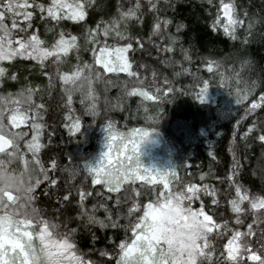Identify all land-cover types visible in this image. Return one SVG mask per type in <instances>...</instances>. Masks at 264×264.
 <instances>
[{"label": "snow or ice", "instance_id": "obj_1", "mask_svg": "<svg viewBox=\"0 0 264 264\" xmlns=\"http://www.w3.org/2000/svg\"><path fill=\"white\" fill-rule=\"evenodd\" d=\"M207 4L205 10L212 17L209 27L240 40L241 48L231 56L202 58L204 62L197 72L191 73L194 81H200L194 85L198 88L195 99L207 100L210 80L218 77L219 85L228 89L237 105L247 102L245 115L255 114L258 109H264V77L252 78L255 62L242 49L253 38L257 24H264V15L250 13L239 0H207ZM174 6L173 0L147 2V8L154 14L152 32L159 37V42H152L158 54L171 51L180 39L168 30L173 20L167 9ZM99 7L98 0H0V84L8 72L4 61L31 58L43 68L51 60L56 65L63 93V127L73 137L81 134L84 126L83 116L74 106L76 94L83 112L95 122L94 118L102 111L123 108L125 99L133 94L159 101L173 92L167 78L163 82L167 86L155 85V69L151 72L155 94L144 87L146 77L134 69L136 61L130 58V51L134 57L144 45L123 42L126 38L141 40L132 37L126 27L132 18L143 20L141 0L126 6L117 0L115 13L107 19L101 17L91 26L86 17ZM34 16L43 23L44 32L39 23H34ZM67 22H76L78 29H84L79 35L85 47L90 48L91 63L81 62L78 33L65 27ZM184 27L183 22H177V31ZM238 29H243V35L238 36ZM73 51L77 62L70 70L62 71L61 63ZM182 51L190 60L187 49ZM162 62L181 63L171 57H165ZM199 67L212 75L208 79L200 78ZM136 68L144 69L145 65L136 64ZM180 71L190 69L181 66ZM44 75L49 77L51 86L53 75L49 72ZM9 78L16 79V73L12 72ZM98 82L103 83L105 93L112 87L119 89L114 97L103 96L104 109L100 107ZM34 93L30 85L15 92H0V264H98L78 247L77 228L44 214L37 204L40 193L54 197L62 206L74 202L76 216L80 218L77 227L82 225L89 231L90 225L123 229V238L108 237L114 244L112 250H100L101 256L111 258V264H264V187L253 191L239 180L242 165L235 152L223 201L217 187L208 183L188 181L174 189L172 181L177 180L179 166L146 167L139 157L140 142L157 129L133 127L125 132L108 119L103 124L105 147L99 158L94 163L85 160L79 166L69 165L65 169L73 178L83 173L90 183L66 186L61 192L57 190L59 177L50 174L56 170L57 161L51 159L46 167L40 159L48 125L43 119L45 105L33 99ZM236 123L239 125L240 121ZM249 134L264 145V121L254 119L240 133L242 137ZM48 141L51 142V132ZM253 174L264 180V153L258 158ZM205 175L200 173L201 180ZM94 192L99 199L88 205L87 199ZM125 202H128L127 210L120 211ZM222 203L230 206V220L236 226L218 211ZM100 209L105 215L97 214ZM249 215L251 220L244 226ZM121 217L125 223H120ZM92 238L96 239L95 234Z\"/></svg>", "mask_w": 264, "mask_h": 264}, {"label": "trees", "instance_id": "obj_2", "mask_svg": "<svg viewBox=\"0 0 264 264\" xmlns=\"http://www.w3.org/2000/svg\"><path fill=\"white\" fill-rule=\"evenodd\" d=\"M121 2L126 6L129 2L134 3L135 0H121ZM147 2L148 0H141L144 9L143 20L136 21L132 18L126 25L128 33L132 37H140L141 40L139 42L129 41L126 38L123 42H133L134 46L137 43L144 45L143 50H137L134 57L130 51V58H133L136 64L145 65L144 69H139L134 64V69L141 71L146 77L143 86L155 94L151 76L152 70L155 69L157 72L155 85L167 86L163 84L164 79L167 78L171 82L173 92L166 94L159 101H152L139 96V94H133L125 99L123 108L104 110L94 118L95 122H91L93 118L83 112L79 95L76 94L74 95V106L83 116L84 124L81 134L77 137L70 136L67 129L63 127V93L56 74V65L49 60L41 68L38 62L23 57H18L14 61L2 62L8 72L3 78L4 83L0 84V92H15L23 86L30 85L35 89L33 99L45 105L43 119L48 128L45 129L43 137L45 146L39 155L46 167L51 159L57 161L56 170L50 171V174L59 177L57 190L62 192L66 186L90 183L84 179L83 173L73 178L65 169L69 165L79 166V163H83L85 160L94 163L99 158L105 147L103 124L108 119H112L116 122V127L125 132L133 127L157 129L152 135L161 140L163 157L161 169L179 166L177 180L172 181L174 189L188 181L208 183L217 187L223 201L222 193L227 188L228 172L231 171L234 163L233 152H235L242 165L238 173L239 180L253 191H259L264 187V180L258 174L254 175L253 171L258 158L264 153V145L255 141L252 134H249V137H242L240 133L254 119L264 121V109H258L255 114L245 115L247 102L237 105L234 96L230 95L228 89L219 85L218 77L210 80L208 99L197 100L195 94L198 88L194 85L199 84L200 81L199 79L194 81L191 75L192 72H197L198 66L202 65L203 57L231 56L236 49L241 48V41L233 40L224 35L222 31H213L209 27L212 17L205 10L208 8L207 0H173L174 8L167 9V15L173 20L168 30L174 35H178L180 39L173 45L171 51L158 54L152 42H159V37L152 32L154 14L147 8ZM239 2L241 6L248 8L250 13L254 12L258 16L264 15V0H239ZM98 3L101 7L86 17L87 23L91 26H95L96 21L101 17L107 19L116 11L117 0H98ZM162 14L164 13L162 12ZM33 20L34 23H39L41 32H44V25L39 22L38 16H34ZM177 22H183L185 27L177 31ZM21 23L23 22L21 21ZM64 26L78 33V42L81 44L79 49L81 62L91 63L90 48L85 47L83 37L79 35V32L84 29H78L76 22H67ZM256 29L253 38L242 49L255 62L251 73L253 79L264 77V70H262L264 69V36L261 35L264 34V24H257ZM237 34L238 36L243 35V29H238ZM182 49H187L188 56L191 57L190 60L185 58ZM165 57H171L173 61L179 60L181 63L179 65L163 63ZM76 62L75 51L68 53L67 58L61 63V70H70V66ZM227 63H231V60H228ZM181 66L189 68L190 71H180ZM225 71L230 72L227 67H225ZM12 72L16 73V79L9 78ZM45 72H49L54 77L51 86H49V77L44 75ZM177 72L180 74L176 75ZM211 75L207 69L199 67L200 78L208 79ZM240 86L242 87V85ZM96 88L101 96L100 107L102 109H104L103 96L114 97L119 91L118 88L112 87L105 93L104 85L100 82L96 84ZM234 88L235 85L233 91ZM256 96H258V92ZM238 120L240 121L239 125L236 123ZM49 132H51L50 143L48 141ZM67 157H71L72 160L69 161ZM201 172L206 174L203 180L200 177ZM157 183L160 182L157 181ZM138 186H140L139 182ZM92 187L98 188V186ZM142 190H146V188L142 186ZM37 192H40L39 187ZM97 199L99 197L94 192L93 196L87 199V204L91 205ZM108 203L115 211L112 202L108 201ZM37 204L47 216L57 217L62 223H68L69 227L77 228L76 243L89 258L97 261L98 264H111V258L101 256L100 250H112L114 244L108 237L111 236L116 240L123 238V229L90 225L89 231L82 225L77 227L80 224V218L76 216L77 208L74 202L62 206L55 201L54 197H46L40 193ZM127 207L128 202L122 203L119 210L126 211ZM58 208L60 212H57ZM218 211L224 219H228L233 226H236L235 222L230 220V206L222 203ZM97 214L105 215L103 209H100ZM250 220L251 216L249 215L244 226ZM125 222V219L121 217L120 223ZM93 234H95V240L92 238Z\"/></svg>", "mask_w": 264, "mask_h": 264}, {"label": "rangeland", "instance_id": "obj_3", "mask_svg": "<svg viewBox=\"0 0 264 264\" xmlns=\"http://www.w3.org/2000/svg\"><path fill=\"white\" fill-rule=\"evenodd\" d=\"M23 22V21H22ZM161 140L154 135L142 144L141 161L146 167L160 168L162 165ZM162 165V166H161Z\"/></svg>", "mask_w": 264, "mask_h": 264}, {"label": "clouds", "instance_id": "obj_4", "mask_svg": "<svg viewBox=\"0 0 264 264\" xmlns=\"http://www.w3.org/2000/svg\"><path fill=\"white\" fill-rule=\"evenodd\" d=\"M153 133H154V132H150V133H148V135H147V136H146V137L140 142V144H139V146H138L139 157H141L142 144H143L145 141H147L148 139H150Z\"/></svg>", "mask_w": 264, "mask_h": 264}]
</instances>
